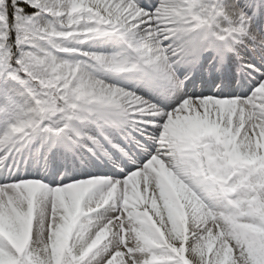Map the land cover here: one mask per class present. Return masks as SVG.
Returning a JSON list of instances; mask_svg holds the SVG:
<instances>
[{
	"label": "snow or ice",
	"instance_id": "6c2138e0",
	"mask_svg": "<svg viewBox=\"0 0 264 264\" xmlns=\"http://www.w3.org/2000/svg\"><path fill=\"white\" fill-rule=\"evenodd\" d=\"M0 264H264V0H0Z\"/></svg>",
	"mask_w": 264,
	"mask_h": 264
}]
</instances>
